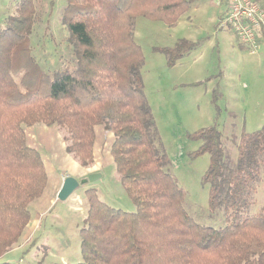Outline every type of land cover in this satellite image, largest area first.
Returning a JSON list of instances; mask_svg holds the SVG:
<instances>
[{
  "label": "trees",
  "instance_id": "trees-1",
  "mask_svg": "<svg viewBox=\"0 0 264 264\" xmlns=\"http://www.w3.org/2000/svg\"><path fill=\"white\" fill-rule=\"evenodd\" d=\"M195 1L68 0L63 21L76 64L51 75L38 68L30 45L36 2L21 0L0 29V257L18 243L31 221L29 205L48 183L25 130L42 123L66 130V150L83 167L95 161L97 126L112 132L110 153L137 207H114L87 188L83 259L76 264H264V206L250 212L263 173L264 126L243 135L233 165L224 161L216 127L196 133L200 153L210 154L204 181L211 211L224 210L222 227L190 215L185 190L164 168L170 159L144 91L135 21L174 26ZM195 45L183 39L163 51L173 65Z\"/></svg>",
  "mask_w": 264,
  "mask_h": 264
},
{
  "label": "rangeland",
  "instance_id": "rangeland-1",
  "mask_svg": "<svg viewBox=\"0 0 264 264\" xmlns=\"http://www.w3.org/2000/svg\"><path fill=\"white\" fill-rule=\"evenodd\" d=\"M256 1L264 4V0ZM20 2L0 0V29L6 27ZM35 2L36 22L29 40L38 68L52 75L73 67L76 59L69 41L70 32L63 21L68 0ZM201 2L200 9L194 10L193 3L174 26L139 16L134 34L145 59L141 68L144 91L156 119L160 144L170 159L164 168L185 190L184 206L190 215L200 224L219 228L225 223L224 210L210 209V185L204 181L210 154L200 153L203 141L196 133L216 127L222 136L224 161L233 165L243 135L264 126V43L253 52L240 43L233 30L219 27L227 2L222 17V6L216 1ZM183 39L196 45L171 65L163 49L173 48ZM22 89L25 91V87ZM99 128L98 155L107 162L100 166L99 159L88 167L100 166L101 177L80 185L68 199L57 200L62 174L81 168L66 150L67 132L42 123L26 127L29 144L36 143L40 152L48 151L49 163L55 171L48 173L42 196L29 205L31 221L18 243L0 257V262L76 264L82 261L80 230L85 226L89 206L87 188H95L99 198L114 207L136 211L110 153L113 133L103 126ZM263 206L264 166L250 212L256 213Z\"/></svg>",
  "mask_w": 264,
  "mask_h": 264
},
{
  "label": "built area",
  "instance_id": "built-area-1",
  "mask_svg": "<svg viewBox=\"0 0 264 264\" xmlns=\"http://www.w3.org/2000/svg\"><path fill=\"white\" fill-rule=\"evenodd\" d=\"M219 27L230 28L242 45L257 51L264 43V7L255 0H227Z\"/></svg>",
  "mask_w": 264,
  "mask_h": 264
},
{
  "label": "crops",
  "instance_id": "crops-1",
  "mask_svg": "<svg viewBox=\"0 0 264 264\" xmlns=\"http://www.w3.org/2000/svg\"><path fill=\"white\" fill-rule=\"evenodd\" d=\"M212 1H216V3H218L219 6H222L221 7V10H220V17H222V14L224 13V10H225V7H226V0H212ZM256 1V0H255ZM258 2V1H257ZM195 4L192 5V8L194 10H198L200 9L203 5H202V2L201 0H197L194 2ZM259 3V2H258ZM221 4V5H220ZM262 4V3H261ZM196 6V7H195ZM264 7V4L262 5ZM212 14V13H211ZM101 126H97L96 130H97V140H96V143H95V161L96 160H101L100 161V166L102 165L101 163H106L107 161H103L104 157L103 156H100V153L98 155V150H100V147L98 146L99 145V141H98V132L100 131V128ZM99 128V129H98ZM32 146V145H31ZM34 146V145H33ZM36 146V147H35ZM35 148L38 149L40 151V146H38L36 143H35ZM38 146V147H37ZM49 146V144H48ZM41 155H42V158L44 160V163H45V166H46V170H47V173H50L51 171H55V167L53 166L52 163H49V159H48V151L47 150H43V152H40ZM75 161V160H74ZM79 163V161H77ZM77 162L76 165H77ZM80 164V163H79ZM81 168H76V172H73V173H63L62 176L60 177L59 181H60V187L62 186L63 184V180L67 177V176H73V177H76L77 179H81V178H84V177H87L90 173H94V172H101V168L100 166H98L97 168H91V167H83L81 164H80ZM104 166V165H103ZM59 187V189H60ZM59 191V190H58ZM58 200V198H57ZM56 200V201H57ZM56 201H54L53 203H55Z\"/></svg>",
  "mask_w": 264,
  "mask_h": 264
},
{
  "label": "water",
  "instance_id": "water-1",
  "mask_svg": "<svg viewBox=\"0 0 264 264\" xmlns=\"http://www.w3.org/2000/svg\"><path fill=\"white\" fill-rule=\"evenodd\" d=\"M101 177L100 173L94 172L90 173L87 177L77 179L76 177L73 176H67L63 180V184L60 187L58 193H57V198L61 200H66L68 199L71 194L80 186L83 184H86L88 182L94 181L98 178Z\"/></svg>",
  "mask_w": 264,
  "mask_h": 264
}]
</instances>
